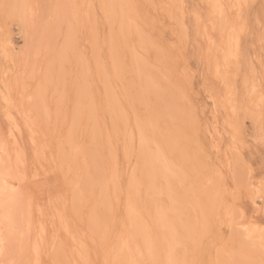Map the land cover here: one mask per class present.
Wrapping results in <instances>:
<instances>
[{
  "label": "rangeland",
  "instance_id": "374dc122",
  "mask_svg": "<svg viewBox=\"0 0 264 264\" xmlns=\"http://www.w3.org/2000/svg\"><path fill=\"white\" fill-rule=\"evenodd\" d=\"M72 1L0 0V157L3 159L5 156L4 148L6 150L12 147L9 126L11 118H13L21 123L23 127V133L19 137L27 151L28 158L27 179L22 184L24 190H20L22 187H14L13 183L15 181L13 180L2 181L0 179V207L2 208H0V219L6 220L4 222L8 224L13 222L10 224V238L12 237V240L10 239L11 255L7 254L2 262L4 264H75L74 262L84 264L81 256L85 257L87 255L89 264L113 263L112 248L125 225H128V222H126L127 212H125L127 211V197L129 195L131 197L128 186L131 175L135 170L134 167L136 168L138 165L135 153L137 143L135 141V144L131 141L130 143L128 142L130 138L128 139L126 127L128 125H130V128L135 127L137 121L147 119V114L149 115L151 108L161 109L162 106L166 105L165 101H168L167 99L157 98L158 101H156L154 95H151V93L146 94L145 92V96L142 94L144 101L141 103L142 98L138 100L136 95L133 94L140 87L138 85L139 78L136 77L137 74H134L132 68L134 61L131 58L135 52V55H138L137 57L145 61L154 78L158 80V87L160 89H171L172 92L178 95L179 99V101L177 99V107L181 109L179 110L181 119L161 112L154 116V121L150 122L152 124L149 123L151 125L149 126L150 131L153 128L159 134L157 135L158 139L161 138L160 136L164 138L168 134H176L178 138L177 133H179L181 136L178 143L180 141L179 145L182 152L178 150V152L169 153V157L174 164L179 165L177 166L180 169L179 171H184L183 174L185 173L187 177L184 185V181L180 182L181 185L178 183L179 191L178 189L176 190V196L178 194V197H185V194L189 193L191 188L193 190L189 193L191 194L190 196L187 195L185 197L187 200L191 199L192 202L184 201L182 203L183 206L181 205V207L185 211L182 209L180 212L182 217L178 216V218L185 221L189 217L187 222H192L191 225L192 227L196 226V230L194 231L195 228L193 227L194 229L190 230L191 233L183 232L180 225L178 223L175 224L176 229L179 230H176L179 245L177 243L174 246L176 256L181 261H185L186 263L184 262V264H243L244 261L240 258L248 255L246 260L243 257L246 264H261L262 259H264L263 242H257L253 240L254 238L246 237L248 231L245 227L250 226L248 228H252L251 224L252 226L255 225L258 230L253 232L255 236L258 234L263 235L264 233V198L261 197L262 182H264V141H262L264 101L260 105L262 107L257 104V106L254 105V100L250 102L249 88L245 81L246 78L249 80L254 78V82L258 84L256 86L257 89L264 94V38H262L264 37V0H214V2L213 0H124L126 3L125 15L129 14L127 15L128 22L126 27H120L121 25L117 20L116 22L114 18L106 16L108 13L103 9V3L107 1L110 4L111 0ZM242 1L245 2L243 3ZM212 3H221L220 6L224 10L222 21L220 19L214 20L210 16V5ZM6 4L14 7H10L6 11L4 8ZM63 7L69 13V15L67 14L69 17L66 16L64 19L60 17L63 15ZM70 8L72 9L71 11ZM73 9L77 10L75 15L72 14ZM224 21L225 26L221 24ZM228 22L230 23L227 24ZM230 27L234 29L231 36H238L239 38V53L241 57L239 55V58L233 61L234 63L231 62L229 64L230 76L226 79L229 83L231 82V94L229 95L227 92V81L215 71L216 56L214 57V55L216 52L211 50L209 37H212L217 42L220 39L221 42L222 39L228 38ZM137 28L138 31H135ZM238 28L240 29L239 32ZM93 33L96 37L92 36ZM141 36L142 38L143 36L146 37L144 39L148 40V43H151L152 46L145 43L144 40L139 41ZM110 37L111 40L113 38V41H116L115 46L113 45L114 42H111ZM67 39H70V41ZM72 39L74 41H71ZM229 42L232 43L230 40ZM67 43H70L69 50H66V47L68 48ZM110 43H113L111 45L115 49L111 47ZM230 47L233 48V45ZM113 50L115 52L117 50V61L120 62H118V65H121L118 69L119 76H115V79V73L113 74L114 71L111 67L114 64L111 63V60L114 61L112 59ZM62 54L65 56L61 61L60 56ZM216 55H219V52ZM99 59L100 61H98ZM122 67L124 70H122ZM132 71L133 73H131ZM58 74H61V79H59ZM105 79L107 81L110 79L108 82L111 83L109 84ZM134 81L135 84L133 83ZM105 82L109 85L107 84L108 86H106ZM130 82L135 87L137 85L139 87L137 86L134 90L133 88L132 90L128 89L132 87ZM103 87H112V91H116V99L118 98L117 102H119L118 107L121 111L123 109L124 116L127 118L126 121L129 120L127 122L128 125L126 121H121L113 113L109 112L108 105L105 104L106 93L104 94L107 90ZM81 88L91 89L88 92V96L89 94L91 96L87 97L86 100L87 103L94 100L91 104L95 111L94 114H97V116L94 115L99 122L97 127V120L93 119L95 121H90V118H87L86 109L81 113L78 124L76 126L73 124L72 113L78 104V90ZM130 94H133L135 99ZM130 97L135 100L133 101L134 103L131 102ZM129 103L131 106H129ZM91 104H88V106ZM134 105L136 108H134ZM24 110L38 124L37 142L43 143L45 141L48 144L39 160L37 158V142L32 141L30 129L26 127ZM92 122H96V129L99 127V131L96 130L98 132L97 137H99V143L101 142L102 144L98 143L96 145L98 148L94 146L95 144L93 145L95 142H93L94 140L90 133L91 125H94ZM24 124L26 125L25 127ZM113 126L117 128L115 129L118 132L117 135H115ZM178 130H181V133ZM70 131H74L73 145H70L72 142L68 138ZM180 138H183L181 139L182 141ZM129 146L134 148V151L130 154V156L133 155L131 161L130 156L126 155L124 149L129 148ZM154 148L155 145L152 144V149ZM94 150L97 153L96 151L94 153ZM90 152L98 156V165L101 170V173L96 175L95 178L101 180V182L106 181L107 185L100 187V184H97V179H93L94 183L96 181V185L91 187L92 191H85V175L90 171L89 167L91 165ZM112 153L114 155H111ZM180 163H183V165ZM181 173L180 176L185 178ZM240 176H242L243 180L239 178ZM55 181L63 185L61 189H63L65 195L62 196L66 198L68 220L73 236L63 229L55 230L49 224V220H47L48 233L43 241V246L42 241L40 243V258L38 256L36 259V254L32 250L35 234L30 237L29 245L27 244L28 248L25 246L22 248V240L27 237V222L25 220H31L34 228L40 223V220H46V217L41 215L40 212L47 208L49 197L53 196L51 198L55 201L58 199L59 192L53 186ZM108 181H112V183ZM190 182L191 185H189ZM160 183L162 181L159 179L158 187L161 186ZM213 185L216 187H213ZM189 186L191 188L187 190ZM11 188H15L16 191L13 192ZM141 188L140 194L134 195V200L142 201V205L140 202H136L139 213L142 211L140 217L145 222L147 221V227L149 229L151 227L150 232L156 233L157 229L152 223L153 220H150L154 205H151L153 204L152 201V203H150V200L148 201L144 186ZM81 192L83 193L82 195ZM162 193L164 194L163 196L158 193L161 197L158 196L159 201H164L163 204L166 203L164 206L166 207L167 205L169 207L170 198L164 192ZM183 193L184 195L182 196ZM209 193H211V197L208 195ZM103 195H105L104 199H101ZM155 197L154 199L158 200V197ZM99 198L102 202L103 200L105 201V205L101 204L102 202H100ZM77 200L79 201L77 202ZM159 201L157 203L162 204ZM193 202L196 204L195 206H197V202L202 205L206 214L199 209L200 206L194 207ZM97 204L100 205L98 206ZM104 207L108 208L107 210L109 211L107 217L101 216L102 208L105 209ZM97 210H101V213ZM227 210L231 211V214H226ZM171 211L169 210L170 213H172ZM189 211L191 215H189ZM94 212L98 213L93 214ZM91 214L93 216L96 215L94 217H99L100 219L98 218L99 220L96 221L97 219L92 218ZM183 214L187 217L185 218ZM192 215L197 216L201 221L194 216L199 221L195 223L196 219ZM4 216L6 217L4 218ZM122 216L125 221L121 220ZM178 218L176 222L180 223L181 221ZM230 220L232 221L231 224H229ZM228 221L229 223H227ZM90 222H95V224ZM97 222L98 224H96ZM200 222L202 225L199 224ZM113 223L115 224L113 225ZM108 224L110 227H107ZM93 225L97 226L94 227ZM123 225L124 228L122 227ZM230 231L233 232L231 233ZM244 231L247 232L245 233ZM53 232L55 235H53ZM118 232L120 233L119 236ZM181 234L184 236H181ZM188 234H192L191 237ZM201 234L203 236L206 234V236L203 238ZM238 234H240V238L237 237ZM102 237L105 238L102 239ZM185 237L186 240H184ZM155 238L160 241L161 236L156 233ZM244 239L248 241H244ZM161 240H163L164 244L167 242L163 238ZM197 240L199 243L203 240L201 241V243L203 242L201 247ZM192 241L197 243L194 244ZM237 241L250 244L251 252L249 248L247 252L243 253L241 248H238L240 243ZM235 243L236 245H234ZM252 244L254 247H252ZM111 246L112 248H110ZM233 246L235 248L231 249ZM184 249H187V251L185 252ZM221 251L223 252L220 254L219 252ZM85 252L87 253L84 255ZM220 255L224 258H221ZM233 255L238 257L237 260H235L236 257ZM146 259H141V263L160 264L157 257L156 260L155 257Z\"/></svg>",
  "mask_w": 264,
  "mask_h": 264
},
{
  "label": "bare ground",
  "instance_id": "6f19581e",
  "mask_svg": "<svg viewBox=\"0 0 264 264\" xmlns=\"http://www.w3.org/2000/svg\"><path fill=\"white\" fill-rule=\"evenodd\" d=\"M74 1V0H73ZM72 1V2H73ZM83 1V0H82ZM89 1V0H88ZM126 1V0H125ZM125 1L124 0H111L110 2V4H108L107 3V1H106V3H103L102 5L104 6L103 7V9L106 11V13H108V15H106V16H110L111 18H114L115 19V21L117 20L118 22H119V24L121 25L120 27H122V26H125L126 27V25H127V22H128V16L127 15H129L127 12V15H125V10H126V3H125ZM219 1V0H218ZM66 2V1H65ZM105 2V1H104ZM213 2H214V0H213ZM216 2V1H215ZM243 2V1H242ZM245 2V1H244ZM243 2V3H244ZM223 3V2H222ZM73 4H75V3H73ZM221 4V3H220ZM220 4H218V3H212L211 5H210V16L214 19V20H217V19H220V21H222L221 20V18L224 16V10H223V8L220 6ZM238 4V3H237ZM7 5V4H6ZM63 5V4H62ZM61 5V6H62ZM70 5H71V3H70ZM234 6V5H233ZM238 6V5H237ZM240 7V6H239ZM238 7V8H239ZM64 8V10L62 11L63 12V15L62 16H60V17H63V19H64V17H66L67 16V14L69 15V13H68V11H67V9H65V7H63ZM72 8V7H71ZM70 8V11L72 10ZM129 8V7H128ZM102 9V8H101ZM130 10V9H129ZM132 10V9H131ZM229 11V10H228ZM75 12H77V10L75 11V9H73V13L72 14H76ZM79 12V11H78ZM221 13H223V15H221ZM9 14H10V12H9ZM240 15V14H239ZM59 16V15H58ZM67 17H69V16H67ZM75 17V16H74ZM73 18V17H72ZM74 19V18H73ZM107 19V18H106ZM108 21V20H107ZM114 21V20H113ZM114 21V22H115ZM116 21V22H117ZM115 22V23H116ZM219 22V21H218ZM108 23V22H107ZM230 22H228L227 24H229ZM223 26H225L224 24H225V21L223 22V23H221ZM221 24H220V26H221ZM235 24V23H234ZM218 25H219V23H218ZM236 25V24H235ZM119 26V25H118ZM226 26H228V25H226ZM230 26V25H229ZM232 26V25H231ZM119 27V28H120ZM238 27H240L239 25H238ZM73 29V28H72ZM223 29V28H222ZM226 29H227V27H226ZM121 30V29H120ZM125 30V29H124ZM128 30V29H127ZM234 29L232 28V27H230V29H229V31H228V38H226V39H222V41L220 42V39H219V42H217L216 40H214V39H212V37H209V41H210V43H211V50H214V52H216L215 53V55H214V57L216 56V59H215V63H214V68H215V71L217 72V74L219 75H222L223 76V78L226 80V79H228L229 78V73H230V70H229V68H230V63L232 62V63H234L233 61L236 59H238L239 58V55H240V53H239V45H240V42H239V38H238V36L236 37V36H234V37H232L231 36V34H233L232 33V31H233ZM239 28H238V32H239ZM2 31V30H1ZM135 31H138V28L137 29H135ZM141 31V30H140ZM114 32V31H113ZM125 32V31H124ZM110 33V32H109ZM121 33H123V32H121ZM120 33V34H121ZM140 33H142V32H140ZM10 34V33H9ZM129 34V33H128ZM67 35V34H66ZM69 35H71V34H69ZM125 35H126V33H125ZM142 35V34H141ZM234 35H235V33H234ZM73 36V35H72ZM71 36V37H72ZM92 36H95L94 35V33H93V35ZM116 36V35H115ZM124 36V35H123ZM129 36V35H128ZM70 37V38H71ZM96 37V36H95ZM94 37V39H96ZM139 37V36H138ZM186 37V36H185ZM232 37V38H231ZM124 38V37H123ZM141 39L139 40V41H141V40H144V42L145 43H148V40H145L146 39V37H144L143 36V38H142V36L140 37ZM145 38V39H144ZM234 38V39H233ZM7 40V39H6ZM67 40H69L70 41V39H67ZM110 40H111V37H110ZM115 40V39H114ZM123 40V39H122ZM229 40L232 42V43H230L229 42ZM71 41H74L73 39L71 40ZM111 42H114L113 41V38H112V40H111ZM143 42V41H142ZM72 43V42H71ZM115 43H116V41L114 42V44L113 43H110V45L111 44H113L114 46H115ZM120 43V42H119ZM68 44V43H67ZM142 44V43H141ZM149 44V43H148ZM72 45V44H71ZM149 45H151V43L149 44ZM233 45V48H231L230 46H232ZM8 46V45H7ZM73 46V45H72ZM114 46L112 47V45H111V47L112 48H114ZM145 46H146V44H145ZM152 46V45H151ZM74 47V46H73ZM69 48H70V43L68 44V48L66 47V50L68 49L69 50ZM75 48V47H74ZM148 48V47H147ZM152 48V47H151ZM115 49V48H114ZM118 50V49H117ZM117 50H116V52H117ZM3 51V50H2ZM5 51V50H4ZM122 51V50H121ZM64 52V51H63ZM109 52L111 53V51L109 50ZM116 52H115V50H113V52H112V56H113V58H112V56H110L112 59H114V61L113 60H111V63L113 64V66H111L112 68H113V74L115 73V75H114V79H115V76H117L118 75V69L120 68V66L118 65V62L119 61H117V59H118V57H117V55L118 54H116ZM130 52V51H129ZM131 52H133V51H131ZM217 52H219V55H216L217 54ZM3 53V52H2ZM6 53H7V51H6ZM62 53V52H61ZM68 53V52H67ZM208 53V52H207ZM4 54H5V52H4ZM9 55H10V53H8ZM13 54V53H12ZM121 54V53H120ZM7 55V54H6ZM68 55V54H67ZM66 55V56H67ZM111 55V54H110ZM60 56V55H59ZM65 55L64 54H62L61 56H60V60L62 61V59H63V57H64ZM74 56V55H73ZM99 56V55H98ZM130 56V55H129ZM138 55H135V52H134V54H132V58H131V60H133L134 61V65H132V68H133V70H134V74H137V76L136 77H138L137 79H138V81H139V84L138 85H140V87L138 88V89H136L135 91V93H133V94H135L136 95V98H138V100L140 99L141 100V98H142V101H141V103H143V95L142 94H144V96H145V92H146V94H148V93H151V95H154V97H155V99L157 98V99H167L168 101H165L166 102V105L165 106H162V108L161 109H153V108H151V110H150V113H149V115L147 114V119H144V120H140V121H137V119H136V125H135V127H129L130 125H128V121H126L127 120V118H125V116H124V113H123V109H122V111H121V109H119V107H118V103L119 102H117V99H116V96H117V94H115L116 93V91L115 92H113L112 91V87L111 88H109V87H105L106 88V90H104V91H106V92H104V94L106 95V102H105V104H107L108 106H107V108H108V110H109V112L112 114H114L115 115V117L117 116V118H119L121 121H126V124L128 125V127H126L127 128V134H128V142L130 143V141L132 142V143H134V141L137 143V147H136V158L138 159V165L136 166V168L134 167V171H133V169H131V171H133V173H132V175H131V179H130V182H129V186H128V188H129V194H131V197H130V195H129V197H127L128 199H127V201H126V209H127V211H125V212H127L126 213V215H127V221L126 222H128V225H125V228H124V225L122 226L124 229L122 230V232H121V235L119 236V232H118V238H117V241H116V243L114 244V246H113V248H112V246L110 247V248H112V255L111 256H113V263H111V264H131V262H135V264H142L141 263V259H145V260H147L146 258H152V257H155V260H156V257H157V260L160 262V264H184V262L183 261H181L180 259H178V257L176 256V253H175V251H174V246L179 242V238H178V234H177V231L176 230H178V229H176V223H178L179 225H180V228L183 230V232L184 231H186V232H188V233H191V231L190 230H192V228L194 227H192V225H191V223H189V222H187V219L189 218H187L185 221H182V219H180V218H178V216H181L182 214H180V212H181V210L183 209L182 207H181V205H182V203L185 201H188L189 203L190 202H192L191 201V199H188L187 200V198H185L187 195H191V194H189V193H191V191H193L192 190V188H191V186H189L188 188H187V190H190V188H191V190H190V192L189 191H187V192H189V193H187V194H185L186 196L185 197H178V194H177V196H176V190L178 189V183L180 184V182H182V181H184L183 182V185L186 183V181H185V179L187 180V177L185 176L186 174L184 173L183 174V172L184 171H179L180 169H178V167L177 166H179V165H175L174 164V162H173V160H171V158L169 157V153L171 154V153H174V152H178V150H180V145H179V143H180V141H179V143H178V140H179V137H181L180 135H179V133H177L178 134V138H177V135L175 134H168L166 137H164V138H162V136H160L161 138L160 139H158L157 138V135H159L158 133H156V131L152 128V131H150V129H149V126H151V125H149V123L150 122H152V121H154L153 120V118H154V116H156L158 113L160 114L161 112H164V114L166 113V114H168V115H170L171 117H174V118H178V119H181V114H180V111L179 110H181V109H178V107H177V105H178V101H179V99H178V95L176 94V93H174V92H172L171 91V89H168V88H161V89H163V90H161L159 87H158V85H157V81L158 80H156L155 78H154V76H153V74L151 73V71L149 70V68L147 67V65H146V63H145V61L144 60H142L141 58H139V57H137ZM3 57V56H2ZM10 57V56H9ZM9 57H6V58H9ZM127 57V56H126ZM217 57H219L218 59H217ZM240 57H241V55H240ZM11 58V57H10ZM66 58V57H65ZM95 57L93 56V59H94ZM97 59H98V57H97ZM121 59V58H120ZM9 60V59H8ZM13 60V59H12ZM95 60V59H94ZM98 61H100V59L98 60ZM113 61V62H112ZM239 61V60H238ZM102 62V61H101ZM120 63V62H119ZM95 64V63H94ZM99 64H100V62H99ZM98 64V65H99ZM161 64V63H160ZM166 64V63H165ZM239 64V63H238ZM15 65V64H14ZM102 66V65H101ZM122 66H123V64H122ZM134 66V67H133ZM99 67V66H98ZM124 67V66H123ZM122 67V68H123ZM224 67V68H223ZM237 67H238V65H237ZM236 67V68H237ZM88 68V67H87ZM86 68V69H87ZM125 68V67H124ZM124 68L122 69V70H124ZM128 68V67H127ZM168 68V67H167ZM98 69V68H97ZM129 69V68H128ZM9 70V69H8ZM88 70V69H87ZM100 70V69H99ZM153 70V69H152ZM237 70V69H236ZM12 71V70H11ZM82 71V70H81ZM109 71V70H108ZM6 72V71H5ZM84 72V71H83ZM100 72V71H99ZM102 72V71H101ZM104 72V71H103ZM112 72V71H111ZM123 72V71H122ZM159 72H160V70H159ZM159 72H158V74H159ZM12 73V72H11ZM124 73H125V71H124ZM131 73H133V71L131 72ZM238 73V72H237ZM104 74V73H103ZM106 74V73H105ZM108 74V73H107ZM120 74H122V75H124L123 73H120ZM59 75V74H58ZM61 75V74H60ZM59 75V79H61V76ZM111 76H113L112 74H110ZM128 75V74H127ZM133 75V74H132ZM253 75H254V73H253ZM6 76V75H5ZM111 76H109V77H111ZM119 76V75H118ZM65 77V76H64ZM108 77V76H107ZM121 77V76H120ZM120 77H118V78H120ZM255 77V76H254ZM102 78H104V77H102ZM124 78V77H123ZM56 79H58L57 77H56ZM100 79V78H99ZM158 79V78H157ZM106 80V79H105ZM112 80V79H111ZM107 81V80H106ZM108 81H110V79L108 80ZM107 81V82H108ZM163 81H164V78H163ZM169 81V80H168ZM227 81V84H228V93H229V95L231 94V92H230V83L228 82V80H226ZM258 81V80H257ZM102 82V81H101ZM107 82H105V85L106 86H108L109 84L107 83ZM160 82V81H159ZM134 84H135V81L133 82ZM245 83H246V85H248V94H249V98H250V102L251 101H255L254 102V105H261L262 104V102L264 101V98H263V95L264 94H262V93H260V91L257 89V83H255L254 82V78H253V80H249L248 78H246V81H245ZM108 84V85H107ZM137 84V83H136ZM260 84V83H259ZM102 85H104V84H102ZM130 85H132V87L130 88H128V86H127V84H126V86H127V88L128 89H131L132 90V88H133V90H134V88H136L135 87V85H133V84H131V82H130ZM114 86V85H113ZM134 86V87H133ZM160 86H161V84H160ZM84 87V86H83ZM115 87V86H114ZM123 87H125L124 85H123ZM104 88V87H103ZM104 88V89H105ZM88 89V88H87ZM86 88H81V89H79L78 90V96H77V106L75 107V110L73 111V113H72V115H73V124H74V126H76L78 123L77 122H79L80 120H79V117H80V115H81V113L83 112V110L84 109H86L85 111L87 112V115H88V117L87 118H90V121H95V120H97L96 118H95V116L94 115H96L97 116V114L95 113L94 114V109H93V105L91 104V102H93V101H90L89 103H87V97L89 98V96H91L90 94H89V96H88V92H89V89L87 90ZM123 89H126V88H123ZM127 89V90H128ZM91 90V89H90ZM115 90V89H114ZM126 90V91H127ZM131 90H130V92H131ZM18 91V90H17ZM186 91V90H185ZM127 93H128V91H127ZM237 93V92H236ZM133 94H130L132 97H133ZM127 95V94H126ZM150 96V95H149ZM34 97V96H33ZM105 98V97H104ZM129 98V97H128ZM131 98V97H130ZM134 98V97H133ZM145 98V97H144ZM149 98V97H148ZM135 99V98H134ZM156 99V101H158ZM177 99H178V101H177ZM89 100V99H88ZM92 100V99H91ZM131 102H133V101H135V100H133L132 98H131ZM128 101V100H127ZM149 101V100H148ZM213 101V100H212ZM101 102V101H100ZM137 102H140V101H137ZM162 102V101H161ZM168 102V103H167ZM229 102V101H228ZM134 103V102H133ZM151 103V102H150ZM160 103V102H159ZM264 103V102H263ZM88 104H91L90 106H88ZM140 104V103H139ZM144 104H145V102H144ZM230 104V103H229ZM236 105V104H235ZM234 105V106H235ZM256 105V106H257ZM105 106V105H104ZM129 106H131V104L129 103ZM133 106V105H132ZM146 106H148V105H146ZM155 106V105H154ZM161 106V105H160ZM181 106V105H180ZM121 107H122V105H121ZM124 107V106H123ZM149 107V106H148ZM159 107V106H158ZM232 107H233V105H232ZM231 107V108H232ZM260 107H262V106H260ZM24 108V107H23ZM105 108H106V106H105ZM106 108V109H107ZM130 108V107H129ZM134 108H136L135 107V105H134ZM153 109V110H152ZM261 109V108H260ZM18 110V109H17ZM26 110V109H25ZM24 110V111H25ZM133 110V109H132ZM131 110V111H132ZM147 110V109H146ZM148 110H149V108H148ZM126 111V110H125ZM134 111V110H133ZM29 112V111H28ZM104 112H105V110H104ZM108 112V111H107ZM108 112V113H109ZM127 112V111H126ZM134 113V112H133ZM148 113V112H147ZM110 114V115H111ZM130 114V113H129ZM252 114V113H251ZM259 114V113H258ZM182 116H184V115H182ZM189 116V115H188ZM258 116V115H257ZM256 116V117H257ZM134 117H136V116H134ZM159 117V116H158ZM246 117V116H245ZM263 117V116H262ZM185 118V117H184ZM251 118V117H250ZM258 118V117H257ZM38 119V118H37ZM92 119V120H91ZM93 119H95V120H93ZM114 119V118H113ZM119 119H118V121H119ZM183 119V118H182ZM247 119V118H246ZM186 120V119H185ZM238 120V119H237ZM24 121H25V123L27 124V126L24 124V127L26 126V127H28V129H30V132H31V136H32V141H34V142H37V139H36V134H37V130H38V128H37V126H38V124L35 122V120L33 119V117H31L28 113H26V111L24 112ZM88 121V120H87ZM112 121V120H111ZM181 121H183V120H181ZM188 121H190V120H188ZM194 121V120H193ZM96 122H98V120L96 121ZM96 122H92V123H94V125H91L92 126V128L90 127V133H91V135H92V138H93V142H95V143H93V145L94 146H96V145H98V143H99V141H98V138L99 137H97V131H99L98 129H99V127H98V129H96V127L99 125V122L98 123H96ZM159 122V121H158ZM180 122V121H179ZM187 122V121H186ZM97 125H96V124ZM118 123H120V122H118ZM135 123V122H134ZM133 123V124H134ZM164 123V122H163ZM182 123V122H181ZM183 123H184V121H183ZM182 123V124H183ZM90 124V123H89ZM150 124H152V123H150ZM95 125H96V127H95ZM112 125H113V122H112ZM118 125V124H117ZM124 125V124H123ZM73 126V125H72ZM115 126V125H114ZM113 126V128H114V131H115V129H117V128H115ZM119 127V126H118ZM119 129V128H118ZM218 129V128H217ZM9 132H10V136H11V143H12V147H9L8 149H6L5 150V148H4V151H5V153H4V158L2 159L1 157H0V161H1V165H0V179L2 180V181H8V180H13V181H15V183H13V186L14 187H22V184H23V182H24V180L25 179H27L26 177H27V172H28V169H27V162H28V158H27V151L25 150V147L22 145V142H21V140H20V134H22L23 133V127L21 126V123H19L18 121H16L15 119H13V118H11V121H10V126H9ZM97 130V131H96ZM162 131V130H161ZM160 131V132H161ZM180 131V133H181V130H178V132ZM8 132V133H9ZM71 133H69L70 135H69V140L72 142L70 145H73L74 144V134H73V132L72 131H70ZM108 132V131H107ZM152 132V133H151ZM77 133V132H76ZM101 133V132H100ZM99 133V134H100ZM115 135H117V131H115ZM121 133H123V132H121ZM127 134H125V135H127ZM167 134V133H166ZM38 135H40V134H38ZM110 135V134H109ZM124 135V136H125ZM182 136H183V134H181ZM77 136V135H76ZM101 136V135H100ZM113 136V135H112ZM123 137V136H122ZM127 137V136H126ZM186 137V136H185ZM118 138V137H117ZM105 139H106V137H105ZM104 139V140H105ZM126 139V138H125ZM181 139H183V138H180V140ZM120 140V139H119ZM101 141V140H100ZM106 141V140H105ZM111 141H113V140H111ZM122 141V140H121ZM124 141V140H123ZM182 141V140H181ZM199 142V141H198ZM70 143V142H69ZM124 143H126V142H124ZM99 144H102L101 142L99 143ZM127 144V143H126ZM135 144V143H134ZM133 144V145H134ZM152 144H154L155 145V148L154 149H152ZM34 145H35V143H34ZM47 143L45 142V141H43V143L41 142V143H38L37 142V150H38V153H37V158H38V160L40 159V157H41V154H42V152H44V150L46 149V147H47ZM116 145V144H115ZM125 145V144H124ZM196 145V144H195ZM107 146V145H106ZM135 146V145H134ZM72 147V146H71ZM97 147V146H96ZM199 147V146H198ZM58 148V147H57ZM95 148V147H94ZM98 148V147H97ZM167 148L169 149L168 151H167ZM201 148V147H200ZM71 150H72V148H70ZM96 149V148H95ZM102 149V148H101ZM110 149V148H109ZM125 149V151H126V155H129L130 156V154H132V151H134V148H133V146L131 147V146H129V148L127 147V148H124ZM3 150V149H2ZM98 150V149H97ZM3 151V152H4ZM92 151V150H91ZM95 151L96 150H94L93 152L95 153ZM122 151V150H121ZM181 151V150H180ZM34 152V151H33ZM93 152H90V161H91V165H90V167H89V169H90V171L89 172H87V175H85V180H84V182H85V191H90L91 190V187H93V186H95L96 185V181H97V184H100V187L101 186H106L107 185V183H105L106 181H102L101 182V180H99V179H97V178H95L96 177V175H98V174H100L101 172V170H100V168H99V165H98V163H99V160H98V156L97 155H94V153ZM182 152V151H181ZM181 152H179L180 154H181ZM36 153V152H35ZM73 153V152H72ZM96 153H97V151H96ZM98 153H99V151H98ZM76 154V153H75ZM36 155V154H35ZM111 155H114V153H112ZM135 155V154H134ZM200 155V154H199ZM2 156V155H1ZM102 156V155H101ZM133 155H131L129 158H130V161H131V157H132ZM171 156V155H170ZM197 156V155H196ZM100 157V156H99ZM117 157V156H116ZM133 158V157H132ZM198 158V157H197ZM73 159V158H72ZM236 159V158H235ZM41 161H43V160H41ZM178 161V160H177ZM220 161V160H219ZM71 162V161H70ZM129 162V161H128ZM127 162V163H128ZM136 162V161H135ZM235 163H237L236 161H234ZM76 163H77V161H76ZM105 163H107V162H105ZM137 163V162H136ZM180 164H182L183 165V163H180ZM239 164V163H238ZM237 164V165H238ZM109 165V164H108ZM114 165H115V163H114ZM118 165V164H117ZM236 165V166H237ZM105 166V165H104ZM235 166V165H234ZM88 167V166H87ZM181 167V166H180ZM249 168V167H248ZM68 169H69V167H68ZM182 169V168H181ZM250 169V168H249ZM244 170V169H243ZM104 171V170H103ZM106 171V170H105ZM107 172V171H106ZM180 172H182L181 173V175H184L185 176V178L184 177H182V176H180ZM219 173V172H218ZM236 173V172H235ZM249 173V172H248ZM48 174V173H47ZM114 175V174H113ZM117 175V174H116ZM115 175V176H116ZM222 175V174H221ZM110 176V175H109ZM117 176H119V175H117ZM246 176V175H245ZM123 177V176H122ZM242 176H240L239 178H241ZM106 178H108V177H106ZM191 178V177H190ZM220 178H221V176H220ZM93 179H97L96 181H95V183H94V180ZM159 179H160V181H162V183H160L161 184V186L160 187H158V183H159ZM242 180H243V178H241ZM246 179V178H245ZM0 180V181H1ZM109 180V179H108ZM209 180V179H208ZM212 180V179H211ZM120 181V180H119ZM129 181V180H128ZM127 181V182H128ZM83 182V183H84ZM109 183L111 182L112 183V181H108ZM113 182H114V180H113ZM121 182V181H120ZM12 183V182H11ZM74 183V182H73ZM122 183V182H121ZM125 183V182H124ZM10 184V183H9ZM163 184V185H162ZM108 185H110V184H108ZM181 185V184H180ZM189 185H191V182H190V184ZM246 185V184H245ZM53 186L57 189V191L59 192L58 193V199H56V201H57V203L58 204H60V206H58V204L56 203V201L55 200H53L52 198H53V196H51V197H49V201L47 202L48 203V205H47V208L44 210V211H41L40 212V214L41 215H43L44 217H46L45 219L46 220H40L39 222V224L36 226V228H34L32 225H33V223L31 222V220H25L26 222H27V224H26V226H27V228H26V235H27V237H25V238H21V239H25V240H22V248L25 246V247H27V244L29 245V242H30V237H32V235L33 234H35V241H33V244H32V250H33V252L36 254V259H37V257L38 258H40V243H41V241H42V246H43V241L46 239V235H47V233H48V223H47V220H49V224L50 225H52L53 226V228L56 230H61V229H63V230H65V232H68L70 235H72L73 236V234H71L72 232H71V229H70V223H69V218H68V214H67V203L65 202V200H66V198L65 197H63L62 195H65V193H64V191H63V189H61V186H63V185H61V184H59L57 181H55L54 183H53ZM60 186V187H59ZM142 186H144V188L146 189V193H147V195H148V201L150 200V203H152L153 202V204H151L152 206L154 205V208H152V209H154L153 210V213H151L152 215H151V218H150V220L152 219L153 221H152V223L154 224V227L157 229V231H156V233H158L160 236H161V238H160V241L162 242H160V241H158L156 238H155V232H150V229H151V227H150V229L147 227L148 225H146V223H147V221L145 222L143 219H142V217H140V213L142 212V211H140V213H139V209H138V207L136 206V202H140V201H135L134 200V195H136L137 193H139L140 192V190H142ZM215 185H213V187H214ZM218 186V185H217ZM4 187V186H3ZM9 187V186H8ZM121 187V186H120ZM216 187V186H215ZM96 188V187H95ZM94 188V189H95ZM103 188V187H102ZM101 188V189H102ZM141 188V189H140ZM181 188H182V186H181ZM6 189V188H5ZM4 189V190H5ZM11 189H15V188H11ZM115 189V188H114ZM126 189H127V186H126ZM217 189V188H216ZM249 189V188H248ZM7 190V189H6ZM20 190H24V188L22 187V188H20ZM117 190V189H116ZM184 190V189H183ZM213 190H214V188H213ZM9 191H10V189H9ZM75 191H77V190H75ZM92 191V190H91ZM114 191V190H113ZM122 191V190H121ZM178 191H179V189H178ZM215 191V190H214ZM218 191V190H217ZM79 192H80V190H79ZM117 192V191H116ZM161 193V195L163 196L164 194L162 193V192H164L165 194H167V195H165L166 197H168V198H170V206L169 207H167V205H166V207L164 206V204H166V203H164L163 204V202L164 201H159V197H160V194H158V193ZM213 192V191H212ZM74 193H78V192H74ZM101 193V192H100ZM118 193V192H117ZM121 193V192H120ZM128 193V192H127ZM186 193V192H185ZM73 194V193H72ZM83 193L81 192V195H82ZM140 194V193H139ZM145 194V193H144ZM157 194V195H156ZM14 195V194H13ZM54 195V196H55ZM91 195V194H90ZM184 195V193L182 194V196ZM209 196L211 195V193H209L208 194ZM215 195V194H214ZM29 196V195H28ZM77 196V195H76ZM104 196L105 195H103L102 197L103 198H101V199H104ZM110 196V195H109ZM120 196V195H119ZM128 196V195H127ZM155 196H159L158 197V200L156 199H154V197ZM22 197V196H21ZM56 197V198H57ZM85 197V196H84ZM114 197V196H113ZM157 197H155V198H157ZM211 197V196H210ZM27 198V197H26ZM77 198V197H76ZM78 198H79V194H78ZM107 198V197H106ZM118 198V197H117ZM137 198V197H136ZM142 198V197H141ZM145 198V197H144ZM161 198V197H160ZM195 198H197V197H195ZM22 199V198H21ZM101 199L99 198V200H100V202H102L101 201ZM185 199V200H184ZM192 199H193V197H192ZM73 200V199H72ZM96 200V199H95ZM142 200V199H141ZM169 200V199H168ZM211 200V199H210ZM24 201V200H23ZM31 201V200H30ZM79 200H77V202H78ZM82 201V200H81ZM152 201V202H151ZM157 201H159L160 203H162V204H158L157 203ZM197 201V200H196ZM196 201H194L195 203H196ZM26 202V201H25ZM108 202V201H107ZM142 202V201H141ZM140 202V204L142 205V203ZM193 202V203H194ZM15 203V202H14ZM18 203V202H17ZM194 203V207H199V209H201L202 210V212H204L203 211V208H202V205H200L198 202H197V206H195L196 204ZM207 203H209V202H207ZM95 204V203H94ZM101 204H103V205H105V201L103 200V202L101 203ZM188 204V203H187ZM199 204V205H198ZM213 204V203H212ZM5 205V204H4ZM21 205V204H20ZM98 206L100 205V204H97ZM109 205V204H108ZM112 205V204H111ZM138 205V204H137ZM150 205V206H151ZM192 205V204H191ZM32 206V205H31ZM30 206V207H31ZM107 206V205H106ZM183 206V205H182ZM193 206V205H192ZM4 207H6V206H4ZM8 207V206H7ZM6 207V208H7ZM10 208H11V206H9ZM185 207V206H184ZM208 208H209V206H207ZM1 208V207H0ZM75 208V207H74ZM100 208H101V206H100ZM105 209H103L102 208V213H101V210H97V211H100V213H101V216L102 217H107V213H109V211L107 210L108 208H106V207H104ZM140 208V207H139ZM142 208V207H141ZM2 209V208H1ZM13 209V208H12ZM31 209V208H30ZM126 209H124V210H126ZM198 209V210H199ZM205 209V208H204ZM233 209V208H232ZM77 210V209H76ZM111 210V209H110ZM150 210H151V208H150ZM169 210L172 212V213H170L169 212ZM184 210V209H183ZM215 210V209H214ZM238 210V209H237ZM8 211V210H7ZM20 211V210H19ZM31 211V210H30ZM29 211V212H30ZM72 211H73V209H72ZM108 211V212H107ZM185 211V210H184ZM192 211V210H191ZM196 211V210H195ZM206 211V210H205ZM5 213H6V211H4ZM111 212V211H110ZM113 212V211H112ZM190 212V211H189ZM193 212V211H192ZM201 212V211H200ZM206 212H209V211H206ZM233 212V211H232ZM236 212H238V211H236ZM235 212V213H236ZM241 212H242V210H241ZM24 213V212H23ZM74 213V212H73ZM95 213H98V212H94L93 214H95ZM99 213V214H100ZM114 213V212H113ZM123 213V212H122ZM150 213V212H149ZM183 213V212H182ZM205 213V212H204ZM229 213L231 214V211H229V210H227L226 211V214H228L229 215ZM234 213V214H235ZM244 213V212H243ZM20 214V213H19ZM27 214H28V212H27ZM198 214V213H197ZM201 214V213H200ZM206 214V213H205ZM209 214V213H208ZM234 214H233V216H234ZM237 214V213H236ZM242 214V213H241ZM92 215V214H91ZM112 215V214H111ZM125 215V214H124ZM189 215H191V212H190V214ZM202 215V214H201ZM242 215H244V214H242ZM8 216V215H7ZM12 216V215H11ZM31 216V215H30ZM93 216V215H92ZM94 216H96V215H94ZM92 217V218H96V217ZM183 216H184V214H183ZM193 217L195 216V215H192ZM239 216V215H238ZM6 216H4V218H5ZM22 217V216H21ZM98 217V216H97ZM125 217V216H124ZM176 217V218H175ZM182 217V216H181ZM185 217V216H184ZM187 217V216H186ZM185 217V218H186ZM191 217V216H190ZM195 217H197V216H195ZM194 217V218H195ZM210 217V216H209ZM8 218H10V217H8ZM92 218H91V221H92ZM99 218V217H98ZM98 218H96L95 220L96 221H98L99 219ZM109 218H110V216H109ZM123 218V216L121 217V220H123L122 219ZM180 219L179 221H181L180 223L177 221L176 222V219ZM198 218V217H197ZM241 218V217H240ZM243 218V217H242ZM24 219V218H23ZM22 219V220H23ZM106 219V218H105ZM115 219V218H114ZM125 219H126V217H125ZM196 219V218H195ZM199 219V218H198ZM238 219V218H237ZM94 220V221H95ZM102 220V219H101ZM108 220H110V219H108ZM149 220V221H150ZM200 220V219H199ZM204 220V219H203ZM242 220V219H241ZM4 221H6V220H3V219H0V264H4L2 261H3V258L7 255V254H10L11 252H10V250H11V246H10V239L12 238H10V224L11 223H13V222H11L10 224H8V223H5ZM11 221V220H10ZM95 221V222H96ZM111 221V220H110ZM123 221H125V220H123ZM122 221V223H124ZM194 221V220H193ZM196 221H197V223L199 222L197 219L194 221L195 223H196ZM201 221V220H200ZM23 222V221H22ZM95 222L93 223V222H90V223H92V224H95ZM109 222V221H108ZM114 222V221H113ZM231 220H230V223H229V221L227 222V223H229V224H231ZM194 223V224H195ZM91 224V225H92ZM96 224H98V222L96 223ZM115 223H113V225H114ZM118 224V223H117ZM199 224H201V222L199 223ZM120 225V224H119ZM202 225V224H201ZM94 227H96L97 225H93ZM109 226V224L107 225V227ZM121 226V225H120ZM153 226V225H152ZM227 226H229V225H227ZM231 226V225H230ZM244 226V225H243ZM105 227H106V225H105ZM104 227V228H105ZM110 227V226H109ZM196 227V226H195ZM194 227V228H195ZM198 227V226H197ZM202 227V226H201ZM232 228H233V226H231ZM248 227H250V226H247V227H245V229L248 231H244L245 233H246V237H251L254 241L256 240L257 242H263V245H264V233H263V235H260V234H258V235H254L255 233H253L254 231H258L257 229H256V226L255 225H253L252 226V224H251V227L252 228H248ZM101 228V227H100ZM112 228H113V226H112ZM193 228V229H194ZM200 228V227H199ZM35 229V230H34ZM107 229V228H106ZM234 229V228H233ZM244 229V230H245ZM256 229V230H255ZM108 230V229H107ZM121 230V229H120ZM196 230V228L194 229V231ZM235 230V229H234ZM34 231V232H33ZM95 231H97V230H95ZM114 231V230H113ZM112 231V232H113ZM179 231V230H178ZM103 232V231H102ZM193 232V231H192ZM231 232V231H230ZM233 232V231H232ZM231 232V233H232ZM99 233V232H98ZM110 233V232H109ZM153 233H155L154 235H153ZM179 233V232H178ZM195 233V232H194ZM199 233V232H198ZM202 233H204V232H202ZM180 234V233H179ZM185 234V233H184ZM193 234V233H192ZM191 234V235H192ZM196 234V233H195ZM252 234V235H251ZM53 235H55L54 234V232H53ZM68 235V234H67ZM189 235V234H188ZM191 235H189L190 237H191ZM202 235V237L204 238L205 236H206V234H204L205 236H203V234H201ZM254 235V236H253ZM69 236V235H68ZM103 236V235H102ZM181 236H184L183 234H181ZM180 236V237H181ZM237 237H241L240 236V234H238V236ZM15 238V237H14ZM105 238V237H104ZM103 237H102V239H104ZM107 238V237H106ZM116 238V237H115ZM165 239V240H167V242L164 244L163 243V240H161V239ZM182 238V237H181ZM181 238H180V240H181ZM199 238V237H198ZM233 239L235 240V238L233 237ZM249 239V238H248ZM12 240V239H11ZM101 240V239H100ZM116 240V239H115ZM158 242H157V241ZM184 240H186V237H185V239ZM184 240H182V241H184ZM199 240H200V238H199ZM248 241L247 239H244V241ZM20 241V240H19ZM56 241V240H55ZM102 241V240H101ZM105 241V240H104ZM201 241H203V240H201ZM201 241H200V243L198 242V240H197V242H198V244L200 245V247L202 246L201 244L203 243H201ZM242 241V240H241ZM241 241H237V242H239L240 243V245L238 244V248L240 247L241 248V250L243 251V253L244 252H247V250H249V248H250V252H251V245L250 244H246V243H243V242H241ZM253 241V242H254ZM107 242V241H106ZM105 242V243H106ZM112 242H114V241H112ZM160 242V243H159ZM197 242H193L192 241V243H197ZM236 242V241H235ZM94 243V242H93ZM103 243V242H102ZM102 243H100L101 245H102ZM182 243V242H181ZM21 244V243H20ZM95 244V243H94ZM104 244V243H103ZM107 244V243H106ZM182 244H184V243H182ZM80 245V244H79ZM96 245V244H95ZM178 245H179V243H178ZM198 245V246H199ZM234 245H236V243L234 244ZM103 246V245H102ZM107 246V245H106ZM197 246V247H198ZM18 247V246H17ZM83 247V246H82ZM182 247V246H181ZM183 247H184V245H183ZM252 247H254V245L252 244ZM256 247V246H255ZM28 248V247H27ZM84 248V247H83ZM102 248V247H101ZM187 248V247H186ZM192 248V247H191ZM195 248V247H194ZM199 248V247H198ZM235 247L233 246L231 249H234ZM26 249V248H25ZM86 249V248H85ZM107 249H108V247H107ZM197 249V248H196ZM225 249V248H224ZM253 249V248H252ZM22 250V249H21ZM81 250V249H80ZM84 250V249H83ZM106 250V249H105ZM182 250V249H181ZM185 250V249H184ZM236 250H237V248H236ZM257 250V249H256ZM262 250H264L263 248H262ZM29 251V250H28ZM27 251V252H28ZM86 251H87V249H86ZM187 251V249L185 250V252ZM242 251H240V252H242ZM248 251V252H249ZM254 251V250H253ZM88 252V251H87ZM87 252H85L84 253V255L87 253ZM109 252V251H108ZM191 252V251H190ZM196 252V251H195ZM223 251H221V252H219L220 254L222 253ZM239 252V253H240ZM249 252V253H250ZM184 253V252H183ZM200 253V252H199ZM198 253V254H199ZM217 253V252H216ZM224 253H225V251H224ZM239 253H238V257H239ZM27 254V253H26ZM63 254V253H62ZM89 254V253H88ZM110 254V253H109ZM245 254H248V253H245ZM11 255V254H10ZM14 255V254H13ZM12 255V256H13ZM81 255V254H80ZM90 255V254H89ZM88 255V256H89ZM178 255V254H177ZM240 255H241V253H240ZM243 255V254H242ZM250 255V254H249ZM200 256V255H199ZM221 256V258H224L222 255H220ZM234 256V255H233ZM247 256L248 255H244L243 257H245V260L247 259ZM19 257V256H18ZM86 257V258H85ZM85 257H82L81 256V258H82V260H83V262L82 263H84V264H89L90 262H89V260L87 259V255L85 256ZM211 257V256H210ZM234 257H236V259L235 260H237V256L235 255ZM242 257V256H241ZM243 257L242 258H240L241 260H243L244 261V263L243 264H246L245 262V260L243 259ZM220 258V259H221ZM7 259V258H6ZM5 259V260H6ZM35 259V260H36ZM69 259V258H68ZM111 259V260H112ZM154 259V258H153ZM185 259H186V257H185ZM216 259V258H215ZM219 259V260H220ZM240 259H238V260H240ZM40 260V259H39ZM38 260V261H39ZM149 260V259H148ZM151 260V259H150ZM154 260V262H156ZM191 261H192V259H190ZM7 261V260H6ZM37 261V260H36ZM64 261V260H63ZM188 261V260H187ZM242 261V262H243ZM257 261H259V260H257ZM10 262V261H9ZM9 262H7V263H9ZM92 262V261H91ZM142 262H143V260H142ZM145 262V261H144ZM151 262V261H150ZM227 262V261H226ZM242 262H239V263H242ZM249 262V261H248ZM58 263H60V262H58ZM66 263V262H65ZM75 264H80V263H78V262H74ZM104 263V262H103ZM108 263H109V261H108ZM152 263H153V261H152ZM186 263V262H185ZM190 263V262H189ZM208 263V262H207ZM102 264V263H101ZM153 264H156V263H153ZM157 264H159V263H157ZM227 264H229V263H227Z\"/></svg>",
  "mask_w": 264,
  "mask_h": 264
},
{
  "label": "snow or ice",
  "instance_id": "6c2138e0",
  "mask_svg": "<svg viewBox=\"0 0 264 264\" xmlns=\"http://www.w3.org/2000/svg\"><path fill=\"white\" fill-rule=\"evenodd\" d=\"M10 7H14V6L4 5V8L6 11ZM221 15H223V13H221ZM262 38H264V37H262ZM262 141H264V129H262ZM12 191L15 192L16 189H12ZM261 197L264 198V182H262ZM131 264H135V262H131ZM261 264H264V259H262Z\"/></svg>",
  "mask_w": 264,
  "mask_h": 264
}]
</instances>
